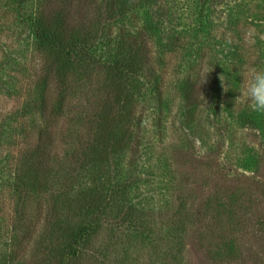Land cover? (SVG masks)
Instances as JSON below:
<instances>
[{
	"label": "rangeland",
	"instance_id": "rangeland-1",
	"mask_svg": "<svg viewBox=\"0 0 264 264\" xmlns=\"http://www.w3.org/2000/svg\"><path fill=\"white\" fill-rule=\"evenodd\" d=\"M53 10L69 30L84 13L76 31L93 55L84 67L71 51L61 102L36 37V16ZM131 51L146 63L129 79L156 77L133 107L137 135L121 147L111 134L113 152L71 174L67 206L60 191L76 136L95 127L104 79ZM253 69L264 70V0H0V264H60L54 247L62 264H264V112L244 99ZM184 78L199 80L190 122ZM44 119L50 167L31 163ZM91 199H103L99 222L83 225L71 255L68 235Z\"/></svg>",
	"mask_w": 264,
	"mask_h": 264
},
{
	"label": "trees",
	"instance_id": "trees-1",
	"mask_svg": "<svg viewBox=\"0 0 264 264\" xmlns=\"http://www.w3.org/2000/svg\"><path fill=\"white\" fill-rule=\"evenodd\" d=\"M71 2H73V0H71ZM77 3L79 4V2ZM83 15L81 21L78 23L79 25L75 24L76 26L72 27L70 30L64 14L59 12V10H53L47 14L36 16V37L41 45L47 49V55L50 58L46 60L44 68L42 69L43 76L55 85L56 89L54 91H56V94L60 97V102L63 98V90L61 88L64 83L69 80V72H67V68L69 66L73 67L75 64V62L73 63L71 60V51L77 49L79 56L75 61H78L82 66L86 67L88 66L87 63H93L92 49L90 50L88 42L79 39L78 36L82 33L76 31V27L83 28L79 27L83 25ZM141 41H143V37L134 40V47L143 51ZM98 55L99 57H97V59L99 60L101 53H98ZM144 57V54H141L138 58H135V53H132V51L129 52L126 57L118 56V60L113 62L116 67L112 69L109 72V75L104 79L105 81L101 89L100 98L102 103L97 105L94 113L98 120L95 121V127L93 129L87 131L85 134L76 136L75 143L78 141V145H76V149H74L72 153V169L65 176V181L61 186L60 195L65 198L67 206L74 203L73 201L76 199L75 191L77 188L69 182L71 174H73L75 170V172L85 170V166L91 161L95 162V160H97L99 165L100 160L105 158L107 152L112 153L113 150L110 149L108 151V149L115 147L116 143H112L111 134H115L116 140L119 142L121 141V147H124L127 144L129 138H132L133 136L134 138L136 137L137 134L133 135L131 129L132 124L135 123L133 107L136 104V98L141 95V90L144 84L142 82L152 83L151 81L156 79V77L152 75L153 72L151 74L149 73V79L143 78V80L141 79V82L139 79L136 82L134 79H129L130 73L142 72L141 69H144L143 65L146 63ZM46 84L47 83L42 84V87L38 90V96L41 99V101L39 100V106H41L43 114L49 107L47 106L46 98H48L50 93L47 91L49 86ZM198 84V79L189 80L184 78L179 87L185 107L187 122L192 121L190 120L189 115L192 114L191 111L198 102ZM154 87L156 91L155 99L161 109L163 98H161L159 94L160 91L158 92L156 88L157 83ZM58 108L59 106L57 105L52 106L51 112H57ZM46 120L47 119H44V121L42 120L43 125L36 130L38 135L34 142L35 145L33 146L36 156L31 160V163L40 165L45 163L47 167H50L54 135L53 130L47 125ZM240 120L243 123L255 124L253 117H250L247 113H243L240 116ZM78 139H81L80 143ZM37 160L40 161L36 162ZM108 175L109 173L107 172L106 176L108 177ZM78 188L80 191V186ZM106 189L107 192L111 190V188L108 187ZM85 202H87V204H84V210L82 213L85 222L79 227L78 231L74 230L75 232L69 233L68 235L69 243L67 253H71V255H75L77 251L76 246L86 232V230L83 229V225L87 222L89 226L92 227L93 224L99 222L97 215H99V209L103 204V199H101L99 203H97V200L95 199L87 200ZM54 252L59 253L58 261H62L60 264L64 263L63 253L65 252L63 251V248L62 251H59L58 248L56 249L54 247L52 248V253Z\"/></svg>",
	"mask_w": 264,
	"mask_h": 264
},
{
	"label": "clouds",
	"instance_id": "clouds-1",
	"mask_svg": "<svg viewBox=\"0 0 264 264\" xmlns=\"http://www.w3.org/2000/svg\"><path fill=\"white\" fill-rule=\"evenodd\" d=\"M207 71L208 69H205L204 72ZM244 99L254 111L264 112V70H252L244 91Z\"/></svg>",
	"mask_w": 264,
	"mask_h": 264
}]
</instances>
